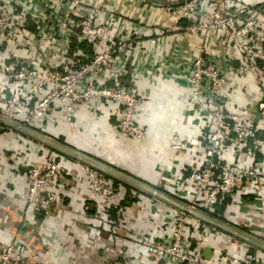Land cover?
Returning a JSON list of instances; mask_svg holds the SVG:
<instances>
[{
	"label": "crops",
	"instance_id": "0c3cea01",
	"mask_svg": "<svg viewBox=\"0 0 264 264\" xmlns=\"http://www.w3.org/2000/svg\"><path fill=\"white\" fill-rule=\"evenodd\" d=\"M7 1L16 12L31 14L33 9L43 12L54 9L50 1L44 6L37 5L35 0ZM189 1L118 0L113 5L114 10L121 8L129 12L126 18L129 28L119 32L118 27H113V31L133 40L135 47L99 71L93 80H101L108 87L121 85L142 98L135 118L145 132L143 140L120 135L121 111L110 101H102L99 108L93 106L96 105L93 101L89 106L74 105L69 116L55 104L46 120L29 129L139 183L174 189L179 177L199 168L203 159L197 145L204 143L206 135L204 116L194 110L188 80L195 55L202 52L205 62L220 71H225L230 63L234 66L241 63L238 45L222 31L185 32L192 21L188 14H178L177 8ZM243 5L254 10L252 16L261 24L249 42L253 47H263L264 0H221L219 4L213 0H197L196 14L200 22H209L216 8L224 13ZM90 7L85 4L81 10ZM65 12L62 9L59 17L44 30H39L30 17L27 28L36 37L32 41L12 43L0 35V67L17 60L25 61L29 67L35 61L32 65L36 69L56 71V65L62 68L71 61L75 50L89 55L90 49L76 39V31L67 44L66 33L72 31L62 32ZM161 31L163 34L159 35ZM47 39L52 45L50 51ZM67 46L68 53H64ZM22 88L0 76V106ZM219 100L228 113L244 115L248 103L258 102L260 98L252 77L240 81L231 74ZM225 144L219 158L242 164L243 159L234 158ZM177 145L180 149H174ZM261 154L257 156L261 159L256 157L253 161L264 165V148ZM48 156L55 159L59 168L58 180L50 183L58 199L48 212L35 213L20 200L28 187L27 165L38 164ZM80 164L29 135L13 132L0 136V244H15L29 257L27 261L12 264H115L125 256L132 257L135 264H151L152 256L144 241H165L170 229L161 222L180 215V211L101 173L106 180L120 182L114 186L123 187L127 196L112 207L114 212L109 211L106 222L98 225L91 220V210L84 211L89 193ZM254 187L247 184L238 189L235 213L225 216L221 222L233 227L244 226L246 232L264 241V187L259 196L253 195ZM188 199L191 202L197 197L192 195ZM223 207L214 209L219 217H223ZM187 221V233L193 235L190 224L197 221L191 216ZM202 224L212 234L210 244L219 243V249L212 253L213 264H264V251L253 248L246 252L238 247L240 241L236 237ZM161 264L175 263L166 260Z\"/></svg>",
	"mask_w": 264,
	"mask_h": 264
},
{
	"label": "built area",
	"instance_id": "2783aa9c",
	"mask_svg": "<svg viewBox=\"0 0 264 264\" xmlns=\"http://www.w3.org/2000/svg\"><path fill=\"white\" fill-rule=\"evenodd\" d=\"M48 1L54 6L53 11L33 9L28 14L26 11L16 12L7 0H0V35L12 43L32 41L36 37L28 31V19L31 17L37 28L44 30L49 22L59 17L63 9L66 12L62 16V32L72 31L71 34L66 33L67 44L71 37L74 38L72 33L76 31V39L90 49L89 55L80 49L75 50L71 61L62 68L59 64L56 65V71L36 69L32 65L35 61L29 67L25 61L4 63L0 67V76L4 81L23 88L5 99L0 106V115L29 128L46 120L55 104H59L69 116L74 105L89 106L93 101L96 104L93 106L99 108L102 101H110L121 111L118 125L120 135L143 140L145 132L135 118L136 109L143 102L142 98L121 85L108 87L101 80H93L99 71L116 62L118 57H124L135 47L133 40L121 33L116 34L112 29L118 27V31L122 32L129 28L126 19L129 12L121 8L114 10L113 5H117L118 0H35L37 5L42 6ZM213 1L216 4L221 2ZM196 2L197 0H190L177 8L178 14L186 13L191 18L192 22L185 27V32L193 34L205 29L222 31L238 45L241 63L238 66L230 63L225 71H220L215 65L205 62L202 52L195 55L188 80L195 101L194 110L204 116L206 135L203 137L204 143L197 145L198 150L203 153V159L199 168L188 176L179 177L174 189L158 186L157 190L162 189L161 192L165 191L170 198L205 214L215 213V207L224 205L223 217H220L221 220L217 219L222 221L236 210L239 188L252 184L255 186L253 195L259 196L261 187H264V165L253 161L258 155H262L264 148V46L253 47L249 42L250 37L261 27L253 18L254 10L250 6H239L224 13L216 8L209 22H200L196 14ZM85 4L90 5V9L81 10ZM222 7L226 9L224 3ZM162 34L161 31L159 35ZM46 45L50 51L52 45L49 39L46 40ZM68 50L67 46L64 53H68ZM231 74H235L240 81L252 77L258 91L260 100L249 102L244 115L228 113L219 102ZM68 116L67 120L70 118ZM13 132L17 131L0 124V136ZM225 143L234 158L243 159L242 164L219 158ZM180 147L177 145L174 149ZM27 170L28 187L20 200L32 212H48L58 199L57 193L50 186L59 177L55 159L48 156L38 164H28ZM80 170L85 176L89 193L88 205L84 211L90 209L92 222L102 225L107 220L109 210L127 196V191L123 187H115L112 181L104 179L100 172L88 165L80 164ZM192 195L197 199L189 202L188 198ZM179 213L174 218L160 221L170 229L165 241H144L147 252L152 256L151 264H161L166 260L175 264H213L215 257L212 253L219 249V243L210 244L212 234L195 218L193 219L197 222L190 224L194 230L193 235L187 233V220L190 216ZM234 228L254 237L246 232L244 226ZM239 241L238 247L246 252L255 248ZM206 247L211 248L208 260L203 256V249ZM35 257L34 255L33 258ZM27 259L29 257L15 244H0V264L22 263ZM115 264L135 263L132 257L125 256Z\"/></svg>",
	"mask_w": 264,
	"mask_h": 264
},
{
	"label": "water",
	"instance_id": "95a60500",
	"mask_svg": "<svg viewBox=\"0 0 264 264\" xmlns=\"http://www.w3.org/2000/svg\"><path fill=\"white\" fill-rule=\"evenodd\" d=\"M0 124H3L19 133H23L26 135H29L33 138H35L37 141H39L40 143H42L43 145L49 147L50 149L56 150L64 155H67L73 159H75L76 161H79L82 164L88 165L89 167L97 170L98 172L105 174L107 176H110L126 185H129L131 187H134L148 195H150L153 198H156L166 204H168L169 206L179 210L180 212L191 216L207 225H210L212 227H215L221 231H224L225 233L232 235L234 237H236L237 239L243 241L246 244H249L257 249H260L262 251H264V242L256 239L252 236H249L245 233H243L242 231L226 224L223 223L221 221H218L217 219L208 216L207 214H205L202 211H199L197 209H194L192 207H190L189 205H186L184 203H181L175 199L170 198L169 196H167L163 191H159L157 189H154L152 187H149L145 184L139 183L136 180L127 177L105 165L99 164L96 161L78 153V152H74L68 148L62 147L59 144H56L52 141H50L47 137H44L38 133L33 132L31 129L24 127L14 121H10L6 118H4L3 116L0 115ZM28 240H31L30 236H27ZM203 256L205 259H209L211 256V248L210 247H206L203 249Z\"/></svg>",
	"mask_w": 264,
	"mask_h": 264
},
{
	"label": "trees",
	"instance_id": "16d2710c",
	"mask_svg": "<svg viewBox=\"0 0 264 264\" xmlns=\"http://www.w3.org/2000/svg\"><path fill=\"white\" fill-rule=\"evenodd\" d=\"M88 53H89V52H88ZM114 182H115V183H114ZM114 182H113V183H114L115 185H116L117 183L120 184V182H118V181H115V180H114ZM123 185H124V184H123ZM124 187L130 189V187L127 186V185H124ZM154 188H155V187H154ZM155 189H157V188H155ZM160 191H162V189H160ZM109 211L112 212V213L114 212L112 208H111ZM210 215H211L212 217L216 218V219H220V220H221V218L218 216V214H217L216 212H215V213H210Z\"/></svg>",
	"mask_w": 264,
	"mask_h": 264
}]
</instances>
